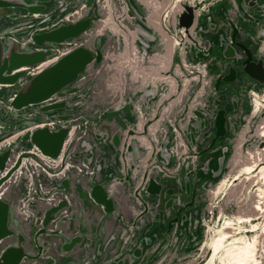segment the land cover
<instances>
[{"label":"water","instance_id":"water-1","mask_svg":"<svg viewBox=\"0 0 264 264\" xmlns=\"http://www.w3.org/2000/svg\"><path fill=\"white\" fill-rule=\"evenodd\" d=\"M145 10L0 0V264L206 263L211 191L262 109L264 0L185 2L160 32Z\"/></svg>","mask_w":264,"mask_h":264},{"label":"rangeland","instance_id":"rangeland-1","mask_svg":"<svg viewBox=\"0 0 264 264\" xmlns=\"http://www.w3.org/2000/svg\"><path fill=\"white\" fill-rule=\"evenodd\" d=\"M192 0H181L180 3H176V0H152V2H154V4L156 5L157 9L153 11V8L151 6H149L148 8L146 7V10L144 12H146L148 15H151L156 13L157 15L155 16V18L157 19V22L160 21L161 19H163L164 16V21L165 24L166 23H170L173 20V16L177 13V11L180 9L182 3L185 2H191ZM176 6V7H175ZM113 8V7H112ZM111 8V13L109 11V9L107 11H109V18L108 21H106L105 23V27H103V29L100 30V32H98L97 34H100V36L104 39H107V37L109 38L110 36H112L110 34V20L111 21H121L122 18L116 17L114 14V10H112ZM163 16V17H162ZM154 17V16H153ZM100 19H105V17H100ZM238 27L240 29H242L245 33H249V34H253L254 30L253 27H251V29H249L247 27V25L242 22V19L238 20ZM110 29V30H109ZM159 31V30H158ZM164 31V30H163ZM160 32V31H159ZM116 35V34H115ZM167 36H169V34L167 33ZM100 37V39H101ZM123 43V42H122ZM119 49L122 48L123 44L119 45ZM121 50V49H120ZM214 56L218 57L219 56V51H213ZM260 114L259 116L256 118L255 121L248 123L249 125V134L245 135L244 138V144L240 147L239 151H240V158L239 160H243L245 157V153L249 152V153H253V154H258L259 156V161L257 162V167H261L264 166V137L257 135L255 133V129L257 127V125L261 124L262 121L264 120V109L260 110ZM248 141V142H247ZM20 143L23 147H30V143L29 141L24 142V138L20 140ZM233 150L234 148L230 151L229 154V168L227 170V175L230 177L234 174V170L237 169L240 165V163L235 164L234 168L230 170V165H231V160H232V156H233ZM256 172H252L250 175L255 174ZM228 177V178H229ZM255 178H249L248 180H239V182H237L236 184H233L232 186L226 188V191L224 192V196H222L223 198L220 200V210L222 211H226L228 214V218L226 220H228L231 223V229H233V231H231V239L234 238H242L246 243H250L252 241L253 245L255 247V258L257 261L260 262V254H261V246H262V234L260 235V231H253L250 232L251 226L255 225V227L259 226L263 228L264 227V222L263 219L260 218L259 216L256 218H252L251 216L253 215L252 212V203L255 201L254 198V188H255ZM219 204H216L217 206ZM219 210V211H220ZM218 211V210H217ZM238 217H245V218H249L251 219L248 222H236ZM225 219L221 218L217 223L214 224L213 228H210V236H208V240L214 235V231L216 230L217 227H219L223 221ZM257 230V228H256ZM228 246H224V250L227 248ZM223 250V251H224ZM223 251L221 250L216 256H215V264L218 263V258L222 257V253ZM205 256L202 260V257L200 258V256ZM206 251L202 250L201 253L199 254V259H201V263L204 262L207 258Z\"/></svg>","mask_w":264,"mask_h":264},{"label":"bare ground","instance_id":"bare-ground-1","mask_svg":"<svg viewBox=\"0 0 264 264\" xmlns=\"http://www.w3.org/2000/svg\"><path fill=\"white\" fill-rule=\"evenodd\" d=\"M140 3L146 7L151 6L153 8V11L157 9L156 5L152 0H138ZM181 0H176V3H180ZM176 7V6H175ZM78 15V13H76ZM157 14H152L151 17L148 18L149 24L156 30H158V23L157 19L155 18ZM154 16V17H153ZM161 42V41H159ZM166 42V43H165ZM165 50H166V56L169 57L171 54L172 46L175 44H169V47L167 46V40L163 41ZM264 46V42H263ZM156 48L159 49L160 46L156 44ZM129 61L128 64H131L132 66L134 64H137L136 59L129 55L127 58ZM140 61V59L138 58ZM159 66V65H158ZM259 99L264 100V91L262 95L259 97ZM259 99H254V110L258 111L259 106L264 109V104L260 103ZM255 133L257 135H260L264 137V120L261 124L257 125L255 129ZM242 136H240L235 143V153L231 160L230 170L234 168L235 164L240 163L239 167L235 169L234 174L231 176V179L226 180V178H222L212 189L211 194L215 195L221 192L222 190H225L226 187L231 186V181L234 179L238 180L240 175H244V179L248 180L249 178L254 177L255 178V189H254V198L255 201L252 203V212L253 215L252 218L260 217L263 219L264 217V166L257 168V162L259 161L258 154H253L246 152L244 159L241 161L240 158V141ZM256 173L253 175H250L252 172ZM250 218V217H249ZM245 218V217H238L236 222H248L251 219ZM261 225V224H260ZM259 226L255 227V225L251 226L250 232L260 231V235L262 234V228ZM231 223L228 220H224L223 223L216 228L214 231V235L209 239L206 240L205 243L202 244L201 249L206 250L209 254V257L205 264H215V256L222 250H224V246H228L222 253V257L218 258L217 264H263V254L261 250L260 254V262L256 260L255 258V247L253 245V242L246 243L242 238H234L231 239ZM257 228V230H256ZM212 229L213 226H212ZM211 233V232H210Z\"/></svg>","mask_w":264,"mask_h":264},{"label":"crops","instance_id":"crops-1","mask_svg":"<svg viewBox=\"0 0 264 264\" xmlns=\"http://www.w3.org/2000/svg\"><path fill=\"white\" fill-rule=\"evenodd\" d=\"M196 209H198V208L194 207V208H192L191 210H196ZM197 216L199 217V214H198V213L195 214V217H194V218H197Z\"/></svg>","mask_w":264,"mask_h":264}]
</instances>
